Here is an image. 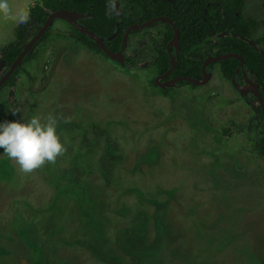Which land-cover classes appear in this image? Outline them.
<instances>
[{
    "label": "flooded vegetation",
    "instance_id": "af4514ba",
    "mask_svg": "<svg viewBox=\"0 0 264 264\" xmlns=\"http://www.w3.org/2000/svg\"><path fill=\"white\" fill-rule=\"evenodd\" d=\"M119 2L106 48L64 20L14 69L36 31L0 45V123L57 116L67 148L29 175L0 149V264H264V0Z\"/></svg>",
    "mask_w": 264,
    "mask_h": 264
},
{
    "label": "clouds",
    "instance_id": "9594fccd",
    "mask_svg": "<svg viewBox=\"0 0 264 264\" xmlns=\"http://www.w3.org/2000/svg\"><path fill=\"white\" fill-rule=\"evenodd\" d=\"M107 7L109 16L114 10L118 14L116 0H108ZM0 15L6 19H18L20 23H26L29 19L27 12L14 14L8 0H0ZM12 111L15 114L19 110ZM58 122L59 117L49 114L46 118L33 116L23 123H0V149H3V155L14 161L24 175L33 173L45 164H55L67 151L56 131Z\"/></svg>",
    "mask_w": 264,
    "mask_h": 264
},
{
    "label": "trees",
    "instance_id": "16d2710c",
    "mask_svg": "<svg viewBox=\"0 0 264 264\" xmlns=\"http://www.w3.org/2000/svg\"><path fill=\"white\" fill-rule=\"evenodd\" d=\"M243 5V1L240 2ZM108 0H39L29 8V19L20 23L16 31H23L21 40H26L29 31H36L47 19L50 11L57 9H73L79 12H89L95 15V20L101 25L103 31L109 32L114 28L116 19L115 10L109 16ZM26 32V33H25Z\"/></svg>",
    "mask_w": 264,
    "mask_h": 264
},
{
    "label": "rangeland",
    "instance_id": "374dc122",
    "mask_svg": "<svg viewBox=\"0 0 264 264\" xmlns=\"http://www.w3.org/2000/svg\"><path fill=\"white\" fill-rule=\"evenodd\" d=\"M39 0H8L9 4L11 5V8L13 10L14 14H19L21 12H29V8L33 6L36 2ZM251 1V0H250ZM249 12H252L250 10ZM20 24V22L17 20H11L6 19L3 15H0V45H7L9 42H11L14 39L15 36V30L17 26ZM243 195L238 197V199H242ZM257 197V195H255ZM248 201V211L246 212V218L249 221L253 220V217L260 218V223L258 224L257 229L261 231V248H264V207L261 205L260 207L257 206V202L250 196ZM252 238V236H250ZM232 239V241H231ZM237 237H233V233L227 236L219 246L220 248L228 249V251L234 254L236 253V249H234L236 244ZM223 251H219L218 253H221ZM238 253H240L238 251ZM208 261L211 264H221L220 259L218 257L213 256L211 259L208 256ZM177 264H184V263H177ZM225 264V262H224Z\"/></svg>",
    "mask_w": 264,
    "mask_h": 264
},
{
    "label": "water",
    "instance_id": "95a60500",
    "mask_svg": "<svg viewBox=\"0 0 264 264\" xmlns=\"http://www.w3.org/2000/svg\"><path fill=\"white\" fill-rule=\"evenodd\" d=\"M116 5L118 8V14L115 11V14L117 17L116 31L109 38H103V37L97 35L96 33L92 32V31L88 30L87 28H84L78 24L79 19L86 17V16H92L93 14L86 15V14L80 13V12L73 10V9H57V10L50 11L49 16L47 17L45 22L36 30V32L32 35V37L27 41V43L23 47L22 51L20 52L17 59L15 60L13 66H12V69H14L16 66H18L23 61L25 56L38 43V41L41 40V38L46 34V32L49 30V28L51 27L53 22L56 20H64V21H68V22L72 23L73 25L78 27V29H80L85 35L96 40L101 46L106 48L105 41L111 40L114 37H116V35L119 31V28H120L122 9H121V5H120L119 0H116ZM235 36H238L241 39L247 41L252 46L258 47V43L255 42L254 40L248 38V37L241 36V35H235ZM222 58H223L222 56L218 57V59H222Z\"/></svg>",
    "mask_w": 264,
    "mask_h": 264
}]
</instances>
